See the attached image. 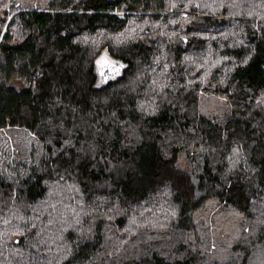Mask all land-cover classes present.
Here are the masks:
<instances>
[{
  "label": "trees",
  "instance_id": "obj_1",
  "mask_svg": "<svg viewBox=\"0 0 264 264\" xmlns=\"http://www.w3.org/2000/svg\"><path fill=\"white\" fill-rule=\"evenodd\" d=\"M10 129L40 154L0 176V264H264V0H0Z\"/></svg>",
  "mask_w": 264,
  "mask_h": 264
},
{
  "label": "rangeland",
  "instance_id": "obj_2",
  "mask_svg": "<svg viewBox=\"0 0 264 264\" xmlns=\"http://www.w3.org/2000/svg\"><path fill=\"white\" fill-rule=\"evenodd\" d=\"M50 0H17L21 7L25 8H33V9H42L47 2ZM105 57H102L97 61V69L101 70V67L105 64ZM109 66L116 67V65L112 62ZM40 154V146L25 131H20L18 129H10L5 131H0V176L7 177L8 170L7 164L13 158V156H20L22 160L30 166L32 164H36L38 157ZM210 211L208 212V216L211 218L212 222L216 225H221L223 230L228 228V231L233 233L235 230L232 229L234 226L233 221L230 219V216L225 214L221 206H216L215 204H211L208 206ZM217 232V231H216ZM217 234H219L217 232ZM219 234V235H220Z\"/></svg>",
  "mask_w": 264,
  "mask_h": 264
},
{
  "label": "snow or ice",
  "instance_id": "obj_3",
  "mask_svg": "<svg viewBox=\"0 0 264 264\" xmlns=\"http://www.w3.org/2000/svg\"><path fill=\"white\" fill-rule=\"evenodd\" d=\"M9 19H11V17H9ZM141 108H143V106H141ZM70 110L75 112L76 108H71ZM112 115L114 117L115 113H113ZM98 123H99L98 121L96 123L86 122L84 126L73 125V130H71V131H69L67 129L64 130L65 134L67 136V139L65 140V144L68 147H71L75 150L73 153L74 155L76 153H79V155L77 156V163H79L81 160H86V158L89 155H91L92 158H95V153L97 152V150L98 149L102 150L103 145L101 143L97 142V140H96L97 136H101V140L111 141V139H112L111 133L104 132V134L101 135L102 128L97 127ZM61 127H62V125H61ZM124 130L127 131V129H124ZM81 131L86 133V135L83 138V143L80 145L79 149H76L75 145L72 143V137ZM117 132H119V129H117ZM64 163L72 164L73 161L71 158H69ZM61 166H63V163L61 164ZM67 171H68V169L65 168V172H67ZM60 178L63 179L64 177L61 176ZM175 182H176V187L179 189L180 185L182 183L181 178L179 176H177L175 178ZM261 223H264V221H261ZM65 258H67V257H65ZM143 264H151V260L145 259L143 261Z\"/></svg>",
  "mask_w": 264,
  "mask_h": 264
},
{
  "label": "flooded vegetation",
  "instance_id": "obj_4",
  "mask_svg": "<svg viewBox=\"0 0 264 264\" xmlns=\"http://www.w3.org/2000/svg\"><path fill=\"white\" fill-rule=\"evenodd\" d=\"M104 70H105V68H103V69H102V71H104ZM106 79H107V78H106V77H104V80H106Z\"/></svg>",
  "mask_w": 264,
  "mask_h": 264
}]
</instances>
